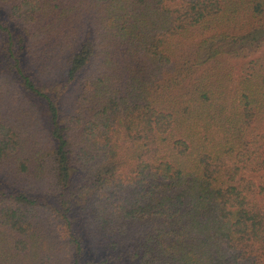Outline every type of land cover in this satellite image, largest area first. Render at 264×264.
<instances>
[{
    "label": "trees",
    "instance_id": "trees-1",
    "mask_svg": "<svg viewBox=\"0 0 264 264\" xmlns=\"http://www.w3.org/2000/svg\"><path fill=\"white\" fill-rule=\"evenodd\" d=\"M0 264H264V0H0Z\"/></svg>",
    "mask_w": 264,
    "mask_h": 264
},
{
    "label": "rangeland",
    "instance_id": "rangeland-1",
    "mask_svg": "<svg viewBox=\"0 0 264 264\" xmlns=\"http://www.w3.org/2000/svg\"><path fill=\"white\" fill-rule=\"evenodd\" d=\"M91 238L93 239L92 243L94 244L96 251L98 252L102 251L104 248L105 241L102 242L100 238L96 236L94 237L93 235L91 236Z\"/></svg>",
    "mask_w": 264,
    "mask_h": 264
}]
</instances>
